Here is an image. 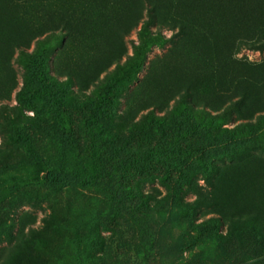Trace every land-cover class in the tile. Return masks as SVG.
Returning <instances> with one entry per match:
<instances>
[{"label": "rangeland", "instance_id": "1", "mask_svg": "<svg viewBox=\"0 0 264 264\" xmlns=\"http://www.w3.org/2000/svg\"><path fill=\"white\" fill-rule=\"evenodd\" d=\"M71 29L31 44V78L13 62L14 88L0 69V264H264V106L225 59L238 33L225 29L214 73L202 38L166 57L176 30L142 62L132 32L114 63L102 22ZM234 57L260 65L264 50Z\"/></svg>", "mask_w": 264, "mask_h": 264}, {"label": "trees", "instance_id": "2", "mask_svg": "<svg viewBox=\"0 0 264 264\" xmlns=\"http://www.w3.org/2000/svg\"><path fill=\"white\" fill-rule=\"evenodd\" d=\"M209 8L216 13L209 11ZM98 22L104 25L106 47H112L115 51L111 62L117 63L126 55L123 39L132 32L137 37V43L132 44V48L136 58L142 62L152 46L162 45L163 30H176L180 39L166 57L173 59L177 52L181 55L174 62L186 61L188 58L183 56L185 50L190 47V55L195 51L192 39L202 38L205 45L215 51V60L207 59L202 54L198 57L207 68L211 66L214 73L224 67L219 47L223 36L228 33L225 29L231 26L230 36L234 32L239 37L236 43L233 41L235 53L227 55L225 59L229 66H234V73L241 74L239 70L247 69L251 74L248 77L237 76L235 85L257 90L259 102L264 106V62L260 65L240 64L234 57L242 46L264 50V0H0V28L4 33L0 46V69L3 68L9 88L16 85L17 73L13 62L22 66V78L34 76L36 67L27 62L31 58L29 48L33 42L35 45L40 43L42 34L57 31L70 39L74 35L71 27ZM85 34L93 36L90 26L85 28ZM191 87L190 83L186 90V95L190 97L193 95ZM4 91L0 89V121L3 111L9 108L3 102L6 100ZM18 98L19 101L23 100V93H19ZM57 121L63 132L70 131L66 114H59ZM4 154L0 144V157ZM46 223L44 221V225ZM43 230L30 228L27 235L39 237ZM13 256L15 252H9L6 261H11Z\"/></svg>", "mask_w": 264, "mask_h": 264}]
</instances>
